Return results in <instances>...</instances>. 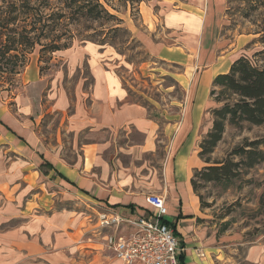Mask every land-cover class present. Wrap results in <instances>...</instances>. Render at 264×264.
Segmentation results:
<instances>
[{"label":"crops","instance_id":"obj_1","mask_svg":"<svg viewBox=\"0 0 264 264\" xmlns=\"http://www.w3.org/2000/svg\"><path fill=\"white\" fill-rule=\"evenodd\" d=\"M204 2L205 14L199 3L161 0L163 36L145 45L154 58L175 59L179 49L200 70L192 86L187 83L180 115L163 117L164 111L131 101L94 45L95 54L90 46L65 50L74 56L71 70L86 58V103L77 99L71 107L50 84L49 108L40 111L33 92L43 79L36 64L22 72L21 91L0 93V264H123L104 237L127 235V220L151 216V194L165 201V220L181 247L179 264L219 261V251L200 242V204L190 180L203 167L199 143L216 107L209 87L241 55H218L227 43L217 18L223 0ZM45 115H52L46 126ZM103 214L123 222L118 229L103 228ZM245 259L262 264L264 242L250 246Z\"/></svg>","mask_w":264,"mask_h":264},{"label":"rangeland","instance_id":"obj_2","mask_svg":"<svg viewBox=\"0 0 264 264\" xmlns=\"http://www.w3.org/2000/svg\"><path fill=\"white\" fill-rule=\"evenodd\" d=\"M56 1H52L54 12L59 4ZM107 1L110 6L105 4L107 10L118 21H97L92 25L97 31L95 34L71 26L72 35L76 39L69 49L73 51L90 46L89 51L92 50L95 54L94 49L97 48L102 65L115 71L131 101L138 102L152 112L157 109L164 111L163 117L167 113L180 115V104L187 83L189 81L191 87L200 70L195 69V64L190 59L186 61L185 54L179 49V55L172 60L151 57L146 51V43L158 42L163 36L160 22L165 8L160 5L161 0H140L138 3H135L138 0ZM180 1L201 4L205 14V0ZM124 2L132 4L124 7L121 5ZM220 8L217 18L222 22V40L227 43L218 55L230 57L229 60L244 55L258 68L264 69V0H223ZM239 38L242 41L237 44ZM93 40H97V43ZM163 43L170 45L173 42L165 39ZM60 52L44 56V60H48L43 63L38 62V49L29 55L28 65L36 64L43 79L40 91L36 89L33 92L36 100L41 99L40 111L43 112L49 108L46 94L50 84L67 96L71 107L77 99H81L82 103L88 101L91 78L86 58H81L78 67L71 70L68 61H73L74 56L70 51ZM21 74L16 78V92L23 87ZM209 90L211 92L212 85ZM216 93H219L218 89ZM51 116H44V119L47 118L44 126L47 121H51ZM208 119L212 126L211 115ZM211 126L207 132H203L201 140ZM255 141H264V125L242 123L235 127L225 122L220 141L210 153L202 157L203 167L199 170L229 160L237 164L233 167V175L229 180H195V195L200 204V215L195 220V225L201 229L200 242L219 251V261L216 264H248L245 257L249 247L262 246L264 242V160L257 161L249 168L241 157L234 155L237 147ZM259 150L264 151V148L259 147Z\"/></svg>","mask_w":264,"mask_h":264},{"label":"trees","instance_id":"obj_3","mask_svg":"<svg viewBox=\"0 0 264 264\" xmlns=\"http://www.w3.org/2000/svg\"><path fill=\"white\" fill-rule=\"evenodd\" d=\"M52 1L0 0V93L10 95L16 89V78L24 71L29 55L36 49L39 63L48 60H44V56L69 49L76 39L71 26L95 34L97 31L92 25L97 21H118L107 10V0H103L104 3L101 0H57L59 4L55 12ZM138 2L140 0L135 3ZM127 4L132 2L121 5L126 7ZM93 42L97 43V40ZM211 85L210 95L216 107L210 111L211 129L199 143L201 160L220 141L225 122L235 127L242 123L264 125V69L258 68L248 57L241 56L232 62L227 73L217 75ZM217 89L219 93H216ZM259 147L264 148V141L239 146L234 155L241 157L250 168L257 161L264 160V151ZM235 166L237 164L229 160L195 170L190 180L193 192L196 194L197 178L207 182L229 180ZM174 235L177 236L176 232ZM180 259L181 256L179 262Z\"/></svg>","mask_w":264,"mask_h":264},{"label":"built area","instance_id":"obj_4","mask_svg":"<svg viewBox=\"0 0 264 264\" xmlns=\"http://www.w3.org/2000/svg\"><path fill=\"white\" fill-rule=\"evenodd\" d=\"M146 202L152 210L151 216L127 220L126 224L131 229L127 235H106L104 241L108 250L123 264H179L181 247L173 228L165 220L167 209L164 199L151 194ZM99 221L103 228L117 229L123 222L105 214L100 215Z\"/></svg>","mask_w":264,"mask_h":264}]
</instances>
